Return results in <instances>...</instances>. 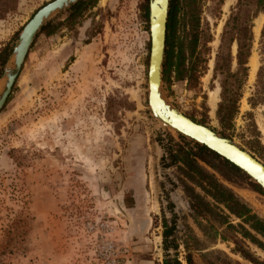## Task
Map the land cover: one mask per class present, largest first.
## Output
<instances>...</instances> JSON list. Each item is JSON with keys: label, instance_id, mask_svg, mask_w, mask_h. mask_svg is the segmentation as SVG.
<instances>
[{"label": "rangeland", "instance_id": "1", "mask_svg": "<svg viewBox=\"0 0 264 264\" xmlns=\"http://www.w3.org/2000/svg\"><path fill=\"white\" fill-rule=\"evenodd\" d=\"M49 1L19 0L0 19V52L9 49L8 57L19 30ZM237 1L198 0L200 72L191 82H163L164 95L177 109L221 134V87L213 74L220 35L231 13L245 18L255 9L249 0L237 10ZM145 6V0H98L78 24L35 35L0 110V264H156L163 257V216L175 218L178 236L188 233V225L206 242L194 252L196 264H256L236 253L232 241L213 242L211 228L201 231L177 168L163 166L161 142L169 141L168 133L186 142L160 128L147 105ZM186 6L187 0H174L177 17ZM66 10L49 21H63ZM244 21L251 48L229 138L261 160L249 141L258 138L264 145V105L252 106L248 99L264 50V10ZM230 50L234 70L235 42ZM199 163L264 219L263 190L229 182ZM241 245L264 264L262 249L248 240ZM183 253L180 246V258Z\"/></svg>", "mask_w": 264, "mask_h": 264}, {"label": "trees", "instance_id": "2", "mask_svg": "<svg viewBox=\"0 0 264 264\" xmlns=\"http://www.w3.org/2000/svg\"><path fill=\"white\" fill-rule=\"evenodd\" d=\"M98 0H78L67 8V16L54 23L46 22L36 35L44 33L51 35L60 25L73 26L78 24L86 11L93 8ZM145 6L147 18L148 0ZM19 0H0V19L7 13L16 9ZM222 2V0H218ZM249 0H238L237 10L241 5L246 7ZM255 9L245 18L240 13H231L226 20L220 35L219 49L214 61L213 74L219 77L220 101L216 109V116L221 126L222 134L229 137L233 131V119L237 112V103L241 97V85L247 74L248 57L251 48V29L245 19L255 18L261 10H264V0H251ZM178 14V12L176 11ZM174 13V0L169 2L168 17L166 23V39L164 59L162 63V79L169 84L171 77L176 80L191 82L196 72H200V59L198 57V43L200 40V28L198 18V0H187V6L183 12ZM248 17V18H247ZM231 21V22H230ZM264 41V26L261 30ZM236 43V68L232 69L233 56L230 46ZM9 51V49H8ZM7 50L0 52L1 67L6 61ZM252 106L258 103L264 105V50L260 65L256 72L255 90L248 99ZM264 116V109H263ZM204 123L203 120H196ZM169 141L161 142L163 154L161 161L164 167L175 166L179 172L178 180L189 200L191 217L198 227L206 233L207 228L213 231L210 239L216 241H232L234 250L252 263L259 264V260L241 243L248 240L264 251V219L259 217L252 208L241 199L231 188L221 182L213 172L207 170L199 161L213 168L219 175L232 183H248L253 189L262 191V188L249 179L234 164L220 157L218 154L193 140L186 139L178 134V138L186 143L174 140L168 133ZM251 150L264 162V145L258 138L251 141ZM192 143V144H191ZM196 188L199 189L196 190ZM128 199V198H127ZM130 200L132 198H129ZM132 201V200H131ZM175 217V215H173ZM233 218L239 221L233 222ZM205 221V222H203ZM188 233L178 236L175 218L168 220L162 217V241L163 257L156 264H196L194 252H200L206 248V242L197 237L186 225ZM211 241V240H209ZM180 246L183 247V257L180 258ZM173 251V252H171Z\"/></svg>", "mask_w": 264, "mask_h": 264}, {"label": "water", "instance_id": "3", "mask_svg": "<svg viewBox=\"0 0 264 264\" xmlns=\"http://www.w3.org/2000/svg\"><path fill=\"white\" fill-rule=\"evenodd\" d=\"M78 0H51L38 8L18 32L0 75V110L19 75L30 45L40 28L60 11ZM170 0H148L149 51L147 64V105L157 125L206 146L234 164L264 191V162L231 138L201 124L175 107L164 95L162 63Z\"/></svg>", "mask_w": 264, "mask_h": 264}, {"label": "bare ground", "instance_id": "4", "mask_svg": "<svg viewBox=\"0 0 264 264\" xmlns=\"http://www.w3.org/2000/svg\"><path fill=\"white\" fill-rule=\"evenodd\" d=\"M261 22H262V20H258L257 21L256 27H255L256 33H258L259 30H260ZM250 64H251V67H252V70H251V78H253L254 77V74H255L256 67H257V58H256V56H253L252 57ZM209 99H210V105H211V107L212 108H215L216 100H217V98H216V92L211 91L210 92V98Z\"/></svg>", "mask_w": 264, "mask_h": 264}]
</instances>
